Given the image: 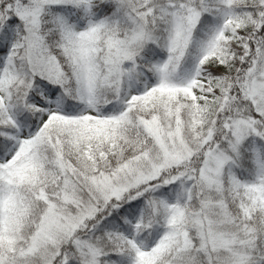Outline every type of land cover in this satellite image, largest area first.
I'll list each match as a JSON object with an SVG mask.
<instances>
[{"label":"snow or ice","instance_id":"snow-or-ice-1","mask_svg":"<svg viewBox=\"0 0 264 264\" xmlns=\"http://www.w3.org/2000/svg\"><path fill=\"white\" fill-rule=\"evenodd\" d=\"M0 264H264V0H0Z\"/></svg>","mask_w":264,"mask_h":264}]
</instances>
